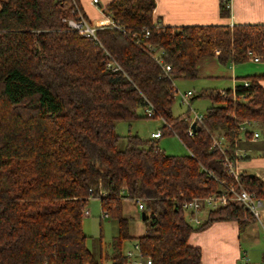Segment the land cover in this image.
Instances as JSON below:
<instances>
[{"label": "trees", "instance_id": "obj_1", "mask_svg": "<svg viewBox=\"0 0 264 264\" xmlns=\"http://www.w3.org/2000/svg\"><path fill=\"white\" fill-rule=\"evenodd\" d=\"M229 0L220 15L230 16ZM154 0H112L106 8L115 28L95 37L123 73L104 70L92 38L67 29L62 19L71 0H4L0 6V264H127L122 245L129 240L122 202H143L145 232L139 252L151 264H200L201 251L188 244L193 232L214 222L253 217L230 203L211 211L196 229L181 204L218 193L228 182L222 155L211 151L208 133L223 139L234 164L239 124L247 120L264 130L261 77L237 79L234 90H202L194 99L210 106L202 126L192 130L188 110L172 114L174 80L193 81L201 59L239 65L247 52L264 63V25L157 27ZM148 36L145 38V33ZM135 35L139 45H135ZM162 52L165 75L151 58ZM150 105L161 120L160 137L119 136L116 124L146 116ZM174 136L183 155H168L158 141ZM125 140L123 149L119 142ZM244 189L264 203V183L240 174ZM96 199L101 213L117 224L109 256L95 258L86 246L82 221L87 202Z\"/></svg>", "mask_w": 264, "mask_h": 264}, {"label": "crops", "instance_id": "obj_2", "mask_svg": "<svg viewBox=\"0 0 264 264\" xmlns=\"http://www.w3.org/2000/svg\"><path fill=\"white\" fill-rule=\"evenodd\" d=\"M74 1L89 24L97 29L111 27L112 20L104 11L112 0H97L96 4L92 3L93 0ZM229 2L230 16L223 18L220 15L221 0H154L153 21L161 27L172 28L264 25V0H229ZM197 71V78L191 82H198L200 90H214L220 93L233 91L237 79L247 76L261 77L259 84L264 89L262 62L252 63L248 60L239 65L223 66L215 57L204 58L198 62ZM179 81L185 86L187 85L185 82H189ZM187 91L192 92L190 97L192 98L194 91L189 88L184 89V92ZM160 128L156 131H160ZM253 133H258V137L253 138ZM236 159V168L240 174L253 175L264 183V130L261 127L256 125L250 130L240 132L236 143ZM207 215V212L203 213L202 225ZM88 216L89 211L85 217ZM122 216L128 221V241L135 246L145 232L141 212L137 211L135 204L124 200ZM188 244L200 249V264H264V203L262 202L258 220L245 219L242 225L236 221L214 222L193 232Z\"/></svg>", "mask_w": 264, "mask_h": 264}, {"label": "built area", "instance_id": "obj_3", "mask_svg": "<svg viewBox=\"0 0 264 264\" xmlns=\"http://www.w3.org/2000/svg\"><path fill=\"white\" fill-rule=\"evenodd\" d=\"M71 2L75 7L74 13L62 19L63 23L66 24L67 29L78 33L79 36L81 37L93 39L95 45L98 46L99 51L102 54L105 71L113 74L123 73L120 65L114 60V58L110 55V53L102 47V45L95 37V31L97 30V28H95L86 21L82 13L77 8L75 1L71 0ZM92 3L96 4L97 0H93ZM110 26L112 28L117 29L118 31H121L123 34L125 33V30L120 28L118 25H115L113 22H111ZM155 26L159 27L158 24H155ZM147 36L148 33L146 32L144 37L146 38ZM132 38L135 39L134 44L139 45V39L135 35H133ZM145 48L148 50V53L150 54L151 58L161 67L163 73L165 75H168L171 68L170 66L163 64L162 52L150 46H146ZM247 55L249 58L248 60L250 62L261 63V59L259 56L253 54L250 51L247 52ZM171 88L174 95L177 94L179 96L182 104L186 105L190 109L189 98L192 96V92L191 91H187L184 93L178 92L174 82H172ZM145 116L147 118H152V119L155 117L154 109L150 105H148L145 108ZM191 116H192L191 125L194 124L197 129L200 126H202L203 115L193 112ZM255 126L256 124L253 120H247L239 124L238 128L239 131L242 132V131L250 130ZM192 132H193L192 129L189 128L187 131V135L191 136ZM208 134L211 138V143H212L211 151L213 152L216 150L222 155L221 167L225 173L226 178L229 179V181L228 182L220 181L214 178L210 173L206 172L209 177L213 178L217 182L219 186V191L218 193L209 195L204 198L192 197L186 201H183L181 204V209L185 214L187 223L191 227H199L202 225L201 216L203 215L204 212L209 213L211 211H216L218 209L226 207L230 203H235L242 206L254 219L258 220L260 214V208L262 206V201L257 199L254 193L248 192L244 189L240 181V177H239L240 173L236 168V163L234 164L233 162H231L224 154L223 139L219 138L216 134H211V133ZM252 135L253 138L258 137V133H253ZM159 137H160V131H156L151 134L152 139H158ZM135 205L137 211L139 212L143 211L144 205L142 201L138 200ZM87 215H88V211L85 210L84 216ZM102 218L103 219L107 218V215L106 214L103 215ZM125 257L128 260L127 264H151L149 258L142 257V255L139 252V248L137 244L134 246L133 251H128L125 254Z\"/></svg>", "mask_w": 264, "mask_h": 264}, {"label": "rangeland", "instance_id": "obj_4", "mask_svg": "<svg viewBox=\"0 0 264 264\" xmlns=\"http://www.w3.org/2000/svg\"><path fill=\"white\" fill-rule=\"evenodd\" d=\"M4 0H0V6ZM182 80V79H179ZM179 80H174L175 86L178 92L184 93V89L189 88L194 91V96L189 98L190 109L183 105L179 96H174V104L172 106V114L175 117H179L190 111L203 115L210 103L206 99H194L202 90L198 86L197 82H185L187 85L180 84ZM193 86V87H192ZM139 115L145 116V109L138 110ZM259 127L261 125L254 121ZM162 126V122L159 119L142 118L132 122H119L116 124V133L119 136H127L128 134L138 135L142 139H150V133L156 132V130ZM262 128V127H261ZM125 146V140L121 139L119 142V149H123ZM158 146L168 155H183L186 153L185 148L174 136H166L158 141ZM89 211V216L85 217L82 221V230L87 237L86 246L91 254L98 258L100 253L103 256H109L111 253L110 243L111 238L117 234V224L111 219H103L99 201L96 199H90L86 205V209ZM202 218V216H201ZM100 242V243H99ZM134 244L130 241H125L122 245V253L125 255L128 251L133 250Z\"/></svg>", "mask_w": 264, "mask_h": 264}, {"label": "water", "instance_id": "obj_5", "mask_svg": "<svg viewBox=\"0 0 264 264\" xmlns=\"http://www.w3.org/2000/svg\"><path fill=\"white\" fill-rule=\"evenodd\" d=\"M195 128H196L195 125L192 124V125H191V129H192V130H195ZM250 176H253V175H250ZM141 220H142V221L145 220V213H141Z\"/></svg>", "mask_w": 264, "mask_h": 264}]
</instances>
